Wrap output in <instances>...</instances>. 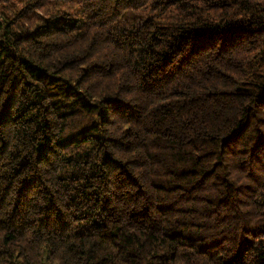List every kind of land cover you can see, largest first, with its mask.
I'll return each mask as SVG.
<instances>
[{
	"label": "trees",
	"instance_id": "16d2710c",
	"mask_svg": "<svg viewBox=\"0 0 264 264\" xmlns=\"http://www.w3.org/2000/svg\"><path fill=\"white\" fill-rule=\"evenodd\" d=\"M0 264H264V0H0Z\"/></svg>",
	"mask_w": 264,
	"mask_h": 264
}]
</instances>
